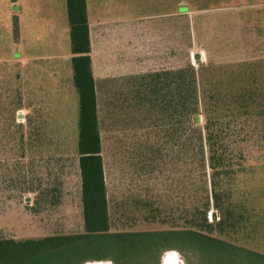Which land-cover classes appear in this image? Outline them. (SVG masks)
Masks as SVG:
<instances>
[{"label":"rangeland","instance_id":"rangeland-1","mask_svg":"<svg viewBox=\"0 0 264 264\" xmlns=\"http://www.w3.org/2000/svg\"><path fill=\"white\" fill-rule=\"evenodd\" d=\"M87 1L90 22L117 23L114 33L125 41L144 32L147 46L145 56H131V76L97 89L109 231L196 230L264 254V0ZM15 6L0 0V240L80 235L77 96L64 0ZM56 54L66 58H48ZM187 63L198 68L205 101L219 103L217 111L209 105V117L218 115L209 129L220 135L210 146L203 118L194 126L202 144L193 125L176 133L161 109L165 81L172 88L166 74ZM212 154L236 171L224 183L233 228L222 231L213 225ZM170 251L160 264H171ZM175 251L184 264H199L195 253ZM98 254L89 248L79 257Z\"/></svg>","mask_w":264,"mask_h":264},{"label":"trees","instance_id":"trees-1","mask_svg":"<svg viewBox=\"0 0 264 264\" xmlns=\"http://www.w3.org/2000/svg\"><path fill=\"white\" fill-rule=\"evenodd\" d=\"M65 6L69 28L71 83L77 96L76 154L81 180L84 231L80 235L37 240H0V264H86L105 261L112 264H160L162 253L170 250L193 252L199 256V264H264V254L236 247L196 230L109 231L97 100L91 72L87 4L86 0H65ZM198 76V68L195 69L190 63L179 67L173 75L166 74L169 80L171 78L172 88L168 90L167 82L161 109L170 112L172 124L178 132H185L186 125H193V139L197 135L199 142L202 140L201 135L196 133L194 126L203 118L206 124L203 128L204 140L210 146V139L216 141L220 135L209 129V125L212 126L218 119V115L209 117V105L217 111L219 103L210 104L205 101ZM212 162L213 165L210 163L207 168V174L211 208L218 215L213 225L217 231H222L233 228V215L224 193V183L236 171L223 167V162L214 155ZM31 190L27 189L28 192ZM206 198L203 204L205 212L210 209L209 196ZM199 214L193 212L194 216ZM89 248L98 249L99 254L91 258H80V254Z\"/></svg>","mask_w":264,"mask_h":264},{"label":"crops","instance_id":"crops-1","mask_svg":"<svg viewBox=\"0 0 264 264\" xmlns=\"http://www.w3.org/2000/svg\"><path fill=\"white\" fill-rule=\"evenodd\" d=\"M10 1L12 5L19 6V3L21 0H10ZM64 4H65V0H64ZM86 4H87V17H88V23H89L91 72H92V77L94 80L96 100H97V89L98 88L112 87L114 86V84H111L110 83L111 81L121 82L124 80L123 79L124 76H126L127 78L131 76L132 69L136 68L135 65L132 67L130 65L131 56H145V54L147 53V46L145 43L146 37L144 35V32H142L141 33L142 35L134 34L135 36L133 38L131 37V40H129L128 38L125 41L121 36H119V32L118 34L114 33V30H115L114 26L117 23H109L107 21H102L100 18H96L93 20V22H90L89 16H88V1L87 0H86ZM14 14L16 16L20 15L18 14V12ZM19 21L21 22L20 19ZM17 33H19V27H17ZM113 36L118 37L120 40H122V43H120V40L118 38H115V41H114ZM158 38L157 40L159 42V48L161 52L163 50L162 49L163 47L162 39L163 38H160V37ZM165 42H167V39ZM116 44L121 45V47L119 46L120 49H117L118 46ZM165 49H166V45H165ZM66 56H68V58L70 59L71 57L70 51H69V55H66ZM66 56L63 57V56H59L58 54H56L55 56H51V57L48 56V58L59 59V58H66ZM37 58L31 57L32 60L37 59ZM143 61L145 60H142V63ZM136 62L139 64V58H137ZM166 84H167V81H165V87H166ZM176 133H177V129H176ZM107 207H108V202H107Z\"/></svg>","mask_w":264,"mask_h":264},{"label":"clouds","instance_id":"clouds-1","mask_svg":"<svg viewBox=\"0 0 264 264\" xmlns=\"http://www.w3.org/2000/svg\"><path fill=\"white\" fill-rule=\"evenodd\" d=\"M167 255L171 257V264H184V260L179 252L172 250Z\"/></svg>","mask_w":264,"mask_h":264},{"label":"bare ground","instance_id":"bare-ground-1","mask_svg":"<svg viewBox=\"0 0 264 264\" xmlns=\"http://www.w3.org/2000/svg\"><path fill=\"white\" fill-rule=\"evenodd\" d=\"M170 257V256H169ZM169 261L171 262V258L169 259ZM87 264H110V263H103V262H88Z\"/></svg>","mask_w":264,"mask_h":264}]
</instances>
